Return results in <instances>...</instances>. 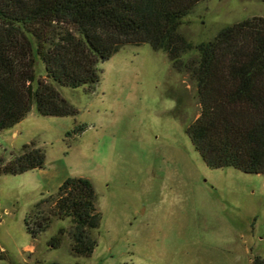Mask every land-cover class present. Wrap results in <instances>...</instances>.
I'll use <instances>...</instances> for the list:
<instances>
[{
  "label": "rangeland",
  "instance_id": "obj_1",
  "mask_svg": "<svg viewBox=\"0 0 264 264\" xmlns=\"http://www.w3.org/2000/svg\"><path fill=\"white\" fill-rule=\"evenodd\" d=\"M253 16H264V0H201L181 31L196 46ZM197 55L192 49L184 60ZM99 67L94 92L56 84L77 115L43 116L34 105L0 131V163L26 143L46 152L43 168L0 174V264H251L256 255L264 258V174L207 165L186 132L201 110L190 74L149 43L127 44ZM37 71L49 78L41 60ZM82 123L84 131L66 135ZM80 176L92 180L102 213L91 256L74 253L71 219L51 215L37 238L25 222L41 198ZM39 210L49 215L50 204Z\"/></svg>",
  "mask_w": 264,
  "mask_h": 264
},
{
  "label": "trees",
  "instance_id": "obj_2",
  "mask_svg": "<svg viewBox=\"0 0 264 264\" xmlns=\"http://www.w3.org/2000/svg\"><path fill=\"white\" fill-rule=\"evenodd\" d=\"M200 1L0 0V131L21 122L34 105L43 116L77 115L78 108L56 84L94 92L100 62L127 44L149 43L196 83L201 110L186 132L207 165L264 174V16L229 24L195 46L181 25ZM192 49L198 55L184 60ZM39 60L49 78L38 76ZM86 127L79 124L66 135ZM45 164V150L26 143L11 160L0 163V174H20ZM97 198L91 179L68 177L56 194L37 202L25 219L27 230L37 238L50 226L51 215L71 219L74 253L91 256L98 243L93 232L102 219ZM45 202L49 215L39 210ZM59 240L56 236L52 241L56 245ZM251 264H264V258L256 255Z\"/></svg>",
  "mask_w": 264,
  "mask_h": 264
},
{
  "label": "water",
  "instance_id": "obj_3",
  "mask_svg": "<svg viewBox=\"0 0 264 264\" xmlns=\"http://www.w3.org/2000/svg\"><path fill=\"white\" fill-rule=\"evenodd\" d=\"M48 76L50 77V74Z\"/></svg>",
  "mask_w": 264,
  "mask_h": 264
}]
</instances>
